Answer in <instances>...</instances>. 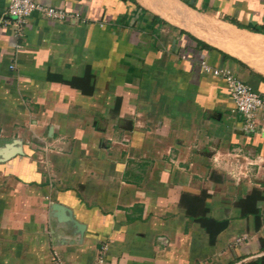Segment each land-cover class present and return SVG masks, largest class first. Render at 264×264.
I'll return each instance as SVG.
<instances>
[{"label":"crops","instance_id":"crops-1","mask_svg":"<svg viewBox=\"0 0 264 264\" xmlns=\"http://www.w3.org/2000/svg\"><path fill=\"white\" fill-rule=\"evenodd\" d=\"M8 1L0 264L263 263V118L202 62L264 93V0H36L79 16L20 31Z\"/></svg>","mask_w":264,"mask_h":264},{"label":"built area","instance_id":"built-area-1","mask_svg":"<svg viewBox=\"0 0 264 264\" xmlns=\"http://www.w3.org/2000/svg\"><path fill=\"white\" fill-rule=\"evenodd\" d=\"M38 12L47 19L62 21L67 18H77V13H68L63 9H58L49 5H43L36 0H9L6 8V15L13 20L17 31H20L22 25L28 17ZM203 70L214 76L220 77L225 81L227 90L230 94L233 110L240 113L245 121L247 128H253L256 124L257 116L260 115L264 122V93H257L245 82L240 80L233 72L223 67H212L205 61L202 62ZM252 162L247 160L243 165L244 171H247ZM243 172L237 171L233 174L235 180H238ZM243 175V174H242ZM104 258L98 256L94 264H102ZM51 264H65L61 259L53 254Z\"/></svg>","mask_w":264,"mask_h":264},{"label":"trees","instance_id":"trees-1","mask_svg":"<svg viewBox=\"0 0 264 264\" xmlns=\"http://www.w3.org/2000/svg\"><path fill=\"white\" fill-rule=\"evenodd\" d=\"M200 222L209 233L210 242L214 241L217 232L221 231L223 228H225V226H227V221L217 222L210 218H200ZM259 264H264V262Z\"/></svg>","mask_w":264,"mask_h":264},{"label":"water","instance_id":"water-1","mask_svg":"<svg viewBox=\"0 0 264 264\" xmlns=\"http://www.w3.org/2000/svg\"><path fill=\"white\" fill-rule=\"evenodd\" d=\"M52 208H53L54 210H56V211H60L61 216H60L59 218H61L62 221H72V222H73V220L70 218V216H69L67 210H66L64 207H62V206H60V205H58V204H53V205H52ZM73 223H74V222H73ZM76 225H77V224H76ZM77 226L79 227L80 225H77ZM81 227H82V226H80L79 229H81Z\"/></svg>","mask_w":264,"mask_h":264}]
</instances>
